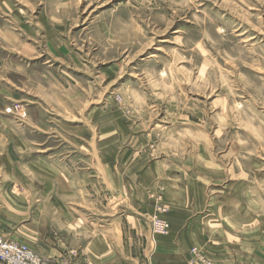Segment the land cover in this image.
<instances>
[{
    "label": "rangeland",
    "instance_id": "obj_1",
    "mask_svg": "<svg viewBox=\"0 0 264 264\" xmlns=\"http://www.w3.org/2000/svg\"><path fill=\"white\" fill-rule=\"evenodd\" d=\"M0 121L52 171L125 157L264 199V0H0Z\"/></svg>",
    "mask_w": 264,
    "mask_h": 264
},
{
    "label": "crops",
    "instance_id": "obj_2",
    "mask_svg": "<svg viewBox=\"0 0 264 264\" xmlns=\"http://www.w3.org/2000/svg\"><path fill=\"white\" fill-rule=\"evenodd\" d=\"M27 143L0 121V235L48 262L187 264L196 247L215 264H264V199L247 182L209 191L201 176L168 174L153 161L127 166L125 157L116 165L103 158L96 168L69 156L52 171L30 157ZM154 194L171 229L151 238Z\"/></svg>",
    "mask_w": 264,
    "mask_h": 264
},
{
    "label": "built area",
    "instance_id": "obj_3",
    "mask_svg": "<svg viewBox=\"0 0 264 264\" xmlns=\"http://www.w3.org/2000/svg\"><path fill=\"white\" fill-rule=\"evenodd\" d=\"M155 204L150 215L149 228L150 237L165 236L170 232V226L165 214L166 207L163 205L162 197L159 194L152 195ZM187 264H215L207 258L198 248L192 247L189 250ZM0 264H68L65 261L48 262L44 257L39 256L27 244L14 240H6L0 235Z\"/></svg>",
    "mask_w": 264,
    "mask_h": 264
}]
</instances>
